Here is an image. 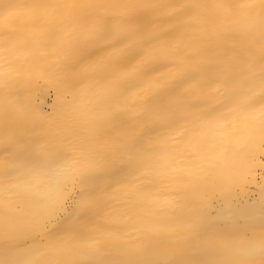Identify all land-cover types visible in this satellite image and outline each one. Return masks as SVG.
<instances>
[{
    "label": "bare ground",
    "instance_id": "bare-ground-1",
    "mask_svg": "<svg viewBox=\"0 0 264 264\" xmlns=\"http://www.w3.org/2000/svg\"><path fill=\"white\" fill-rule=\"evenodd\" d=\"M87 14V9L69 8L57 18L50 12L51 22L41 29L49 38L29 55L0 41V260L20 257L24 249L49 241L71 249L82 238L109 236L116 240L109 258L210 260L219 253L186 240L190 226L224 238L258 233L264 202L258 110L255 120L239 111L231 90L222 85L196 88L177 113L175 130L157 128L144 136L142 159L135 151L117 148L112 131L116 122L109 113L121 102L90 73L77 75L69 68L70 46L82 35L81 18ZM198 28L188 34H197ZM185 43V51L203 62L207 75L233 63L231 52L245 48L239 38H229L219 46L206 42L212 53L196 56L195 45ZM78 58L86 61L89 53ZM234 129L250 139H241ZM180 131L196 147L184 152L180 174L162 176L150 162L179 155L174 141ZM57 154L69 158L64 167L72 159L95 156L98 170L77 186L74 199L47 231L36 235L31 226L42 217L44 198L63 164L50 163ZM81 193L92 197L87 208L78 205ZM147 226L158 227L167 239H146Z\"/></svg>",
    "mask_w": 264,
    "mask_h": 264
},
{
    "label": "snow or ice",
    "instance_id": "snow-or-ice-1",
    "mask_svg": "<svg viewBox=\"0 0 264 264\" xmlns=\"http://www.w3.org/2000/svg\"><path fill=\"white\" fill-rule=\"evenodd\" d=\"M69 8L88 10L81 18L82 35L70 46L69 68L77 75L90 73L104 91L121 102L109 113V119L116 122L112 131L117 148L135 151L142 159L140 145L144 136L157 128L175 130L179 124L175 117L186 107L193 89L222 85L231 90L239 111L255 120L258 110L259 147L264 159V0H87L79 4L3 0L0 41L29 55L49 38V33L41 29L51 22L50 12L61 18ZM193 26L199 28L190 36ZM229 38H239L245 48L232 51L228 58L233 63L216 67L212 75L206 74L209 70L202 61L185 51L187 40L195 45L196 56H206L213 51L206 42L219 46ZM85 51L89 53L86 61L78 58ZM233 132L241 139H250L235 129ZM160 139L158 135L157 142ZM174 142L178 156L150 162L160 168L162 176L180 174L184 152L196 147L185 142L183 131ZM68 160L57 154L50 162L63 164L53 177L51 194L44 198L42 217L31 226L36 235L47 231L48 224L74 199L77 186L98 170L95 156L72 159L71 166L64 167ZM91 203L90 195L80 194L79 207L87 208ZM190 228L186 240L215 248L218 258L180 262L109 258L108 250L116 247L115 238L109 236L82 238L71 249L62 242L49 241L24 249L20 257L0 260V264H264V202L258 233L224 238L201 233L197 226ZM143 234L149 240L167 239L155 226H147Z\"/></svg>",
    "mask_w": 264,
    "mask_h": 264
}]
</instances>
